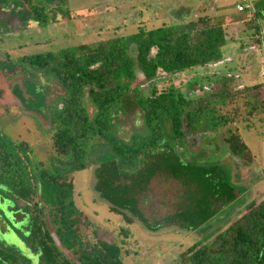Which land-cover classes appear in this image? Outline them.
Masks as SVG:
<instances>
[{
	"label": "trees",
	"instance_id": "1",
	"mask_svg": "<svg viewBox=\"0 0 264 264\" xmlns=\"http://www.w3.org/2000/svg\"><path fill=\"white\" fill-rule=\"evenodd\" d=\"M21 2L24 8L20 13L25 12L24 16L34 18L41 25L48 22V12L43 6L33 0ZM8 6V0H0V11ZM255 17L243 22L255 30L251 45L259 50L261 42ZM231 23L232 17L226 14L201 16L195 23L188 24L191 28L166 23L152 30L139 27L131 36L112 37L94 45L69 46L17 59L19 69L33 83L43 81L47 89L54 86L61 96L57 105L48 106L51 148L61 164L60 169L46 167L34 156L28 142L9 141L0 135V185L30 205L27 208L29 246L40 253L43 264H124L122 253L128 254V251L123 246L99 238L93 244L86 242L83 231L91 227V222L75 204L73 176L61 172L87 169L94 139L108 146L117 164L123 167L118 173L116 167L101 166L97 171L100 177L97 188L115 203L109 210L122 214L127 224H131L132 219L118 207L119 200L128 189L134 193L135 189L149 184L150 178H142L140 173V168L146 165L150 175L156 173L159 166L185 186L188 182L193 184L194 189L201 192L194 207L212 194V189L204 184L207 180L204 176L212 168L191 161L183 163L174 151L178 149L183 153L195 149L202 128L211 132L226 129L222 142L229 154L245 166L253 164L254 157L236 126L242 124L248 128L252 120L264 118V97L260 90L262 84L244 85L239 81L241 76L215 77L213 86L196 99L172 87L159 91L153 88L148 96L136 93L134 100L142 110V126L147 133H134L126 141L112 133L110 116L122 106L125 94L138 75L147 83L157 84L159 80L173 79L179 73L221 61V48ZM196 89L197 84L192 91ZM164 128L171 144L166 142L162 146L166 151H159L165 138ZM147 154L151 156L150 163L145 159ZM205 156L206 153L200 152L194 158ZM129 169L131 173L127 172ZM125 180L134 185L123 184ZM212 187L213 197L226 198L227 202L233 198V189L225 182L218 181ZM131 197L128 200L132 203ZM133 209L131 206V211ZM184 214L187 210L179 211L172 218L180 221ZM204 216L201 223L212 213ZM179 262L264 264V197L247 204L244 212L209 243L193 244L184 250ZM0 264H21L20 257L0 245Z\"/></svg>",
	"mask_w": 264,
	"mask_h": 264
},
{
	"label": "rangeland",
	"instance_id": "2",
	"mask_svg": "<svg viewBox=\"0 0 264 264\" xmlns=\"http://www.w3.org/2000/svg\"><path fill=\"white\" fill-rule=\"evenodd\" d=\"M33 1L48 12L45 25L24 16L25 12L20 13L23 7L21 0H8V8L0 11V135L9 141L28 142L34 156L46 167L60 169L61 166L53 156L51 134L48 132V106L57 105L61 96L54 86L47 89L43 81L33 83L23 74L17 62L22 56L55 52L81 44L94 45L112 37L131 36L139 27L152 30L162 23L191 28L188 24L195 23L201 16L226 14L232 17V23L227 27L226 40L221 48L222 60L179 73L173 79L159 80L157 84L147 83L138 75L125 94L122 106L116 109L113 117L110 116L112 133L125 141L134 133H147L142 126V110L134 97L136 93L148 96L153 88L159 91L163 87H172L196 99L213 86L211 83L215 77L231 74L241 76L239 81L244 85L262 84L260 90L264 97V65L259 50L251 45V35L255 30L245 25L246 15L236 10L241 0ZM249 1L256 12V33L264 42V3ZM196 84L197 89L192 91ZM249 125L248 128L242 124L236 126L254 157L253 164L249 166L229 154L222 142L226 129L211 132L202 128L195 149L183 153L174 150L183 163L191 161L212 168L204 176L207 177L204 184L212 189V194L198 207L194 206L201 192L194 189L193 184L188 182L185 186L182 181L167 174L163 167L158 166L153 175L148 173L147 165L141 167L142 178H150L149 184L135 189L134 193L128 189L118 204L132 219L131 224L122 219V214L109 210L115 203L97 188L100 183L97 171L101 166L116 167L118 173L123 171V167L117 164L116 156L108 146L94 139L87 169L75 173L65 169L61 171L73 176L75 204L91 222V227L83 231L86 242L93 244L99 238L123 246L128 251V254L122 253L124 264H180L179 255L184 250L193 244L209 243L244 212L247 204L264 197V118H256ZM229 128L234 129V126ZM167 133L164 128L165 138L159 151H166L162 146L170 142ZM215 148L217 151H214ZM200 152L206 153V156L194 158ZM145 159L151 162L149 154ZM127 172L132 171L129 169ZM218 181L233 189L230 201L213 197L212 186ZM123 184L134 185L126 180ZM130 196L132 203L128 200ZM29 206L0 185V245L14 251L21 264H43L40 253L29 246ZM182 210H187V214L180 221L172 218ZM209 212L212 216L201 223ZM185 215L190 218H184ZM65 254L71 257L70 253Z\"/></svg>",
	"mask_w": 264,
	"mask_h": 264
},
{
	"label": "built area",
	"instance_id": "3",
	"mask_svg": "<svg viewBox=\"0 0 264 264\" xmlns=\"http://www.w3.org/2000/svg\"><path fill=\"white\" fill-rule=\"evenodd\" d=\"M261 1V0H258ZM236 10L239 13H244L246 15L247 19H251L253 17H255L256 12L254 10V8L251 5V2L249 0H241L239 5H236ZM260 48H259V55L263 61V65H264V42L262 40V38H260Z\"/></svg>",
	"mask_w": 264,
	"mask_h": 264
}]
</instances>
